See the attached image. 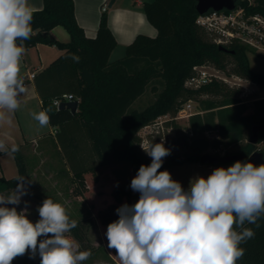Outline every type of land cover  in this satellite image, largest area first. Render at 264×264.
Masks as SVG:
<instances>
[{"label": "trees", "instance_id": "obj_1", "mask_svg": "<svg viewBox=\"0 0 264 264\" xmlns=\"http://www.w3.org/2000/svg\"><path fill=\"white\" fill-rule=\"evenodd\" d=\"M42 2L41 9L33 10V31L31 38L24 42L25 48L44 43L56 45L60 53L34 75L33 82L43 110L51 109L50 125L57 130V142L67 148L66 163L74 181L83 190L87 173L98 180L108 171L114 178L110 190L112 202L96 210V218L104 228L106 246L107 226L119 218L116 209L126 202L133 205L139 199L140 193L133 191L130 183L139 167L149 165L151 159L139 148L137 131L156 117L175 114L184 102L195 96L219 97L199 101L197 112L187 120L192 134L216 131L228 145H237L238 153L245 157L255 150L264 156V149L257 148L264 141V125L258 130L257 142L248 141L252 127L264 124V98L243 102L238 98L239 88L228 87L219 80L195 89L184 85L192 66L206 63L225 74H236L264 85V75L250 68L247 52L251 49L236 42L220 49L195 25L196 0L143 1V13L156 34H136L125 46L124 54L113 61L109 57L117 43L108 26L107 11H101L95 36L88 37L76 21L73 0ZM236 6L247 13L264 16V0H236ZM58 25L68 32V42L51 36L50 30ZM72 54L80 58L79 62L70 58ZM228 56L233 62L231 69H227ZM149 86L156 93L154 100L143 106L132 105ZM64 93L78 100L75 112L52 104L54 98ZM65 131L69 132L65 134L66 140L61 137ZM192 143L199 151L197 154L166 160L159 171L185 161H199L203 141L193 138ZM12 155L18 173L11 178L0 176V193L7 194L14 189L18 176L28 180L20 149ZM258 223V228L245 225L255 231V236L240 245L245 254L237 264H264V218ZM71 232L77 235L78 225ZM27 261L25 254L15 258L12 264Z\"/></svg>", "mask_w": 264, "mask_h": 264}, {"label": "clouds", "instance_id": "obj_2", "mask_svg": "<svg viewBox=\"0 0 264 264\" xmlns=\"http://www.w3.org/2000/svg\"><path fill=\"white\" fill-rule=\"evenodd\" d=\"M33 10L28 0H0V122L12 124L21 99L27 92L21 77L24 42L31 38ZM79 62V57H70ZM51 109L32 113L40 127L50 124ZM151 157L141 165L130 187L140 193L133 205L116 209L118 219L109 223L105 233L109 249H115L120 264H237L245 254L240 247L254 238L248 225L260 227L264 218V164L236 161L215 168L206 178L195 176L185 190L161 169L170 149L164 143L141 145ZM0 151L12 155L0 142ZM9 193H0V264H12L29 255L40 257V264H83L92 255L80 251L79 243L68 234L77 227L65 207L51 198L38 206L39 219L28 218V195L31 181L16 178ZM11 206V207H10Z\"/></svg>", "mask_w": 264, "mask_h": 264}, {"label": "rangeland", "instance_id": "obj_3", "mask_svg": "<svg viewBox=\"0 0 264 264\" xmlns=\"http://www.w3.org/2000/svg\"><path fill=\"white\" fill-rule=\"evenodd\" d=\"M109 1L110 0L104 3L107 7V13L112 10V8L108 6ZM120 1L121 0L118 2ZM122 1L126 2L127 0ZM130 1L131 0H128V2ZM204 34L207 39L211 41V37L205 32ZM117 54L118 51H113L109 60L113 61L121 57V54L119 56ZM247 57L251 67L264 75V58L253 51L247 52ZM226 62L227 69H231L233 64L232 58L229 56L226 57ZM206 65L209 72H214L213 69L216 67H214L213 64L206 63ZM223 74L222 72L219 73L221 76H223ZM224 75L229 76L228 74ZM249 82V80L244 79L240 81V86H233L239 88L238 98L247 103H251L256 96L264 94V85H258L257 90L253 92ZM226 85L231 87L229 84ZM150 86L132 105L135 107L143 106L154 100L156 93L150 89ZM160 88L161 86L159 89ZM205 98L218 99L219 97L201 95L191 98V103L193 106H196V110L199 108V101ZM173 116L174 114H168L163 122V130L158 129V133H156V130H152L149 139L151 143L163 142L164 146L170 149V155L165 157L164 161L176 157L183 158L197 154L199 151L192 143L193 138L203 141V149L199 153V157L206 153L213 155L238 153L237 145H228L225 140L218 137L215 132H210L208 135L205 133L191 135L187 127V120L185 118L174 120ZM65 134L67 136L69 132L65 131L62 133L61 137L64 138V140H66ZM75 135H78L77 132ZM56 138L55 135H50L46 132L45 143L42 145L39 152L26 160L25 166L28 180L31 181V183L28 185L29 194L22 198V202L18 206V211L25 208L23 201H28V218L32 222H36L39 219L37 208L42 204L45 198L48 197L55 202L61 203L65 207L70 219L77 221L78 225V234L74 235L70 232L68 235L79 243L80 251L88 250L92 253L90 258L84 261L83 264H120L118 257L115 255V251H112L106 246L104 228L96 218V210L103 208L113 200L110 196V190L114 180L113 176L108 171H105L98 180H94L91 174L87 173L85 175L86 188L82 190L74 181L72 171L66 163L67 157L65 156V149L67 148L62 147V144L58 143ZM257 148L264 149V144H257ZM233 163L212 166L202 164L199 161H185L181 164L172 165L164 170H168L171 173L172 179L179 181L183 188L187 190L189 181L193 177L204 176L206 178L215 168H227ZM132 178H134V176ZM77 190H81V193H78ZM126 203L131 205L129 202ZM27 256L28 261L26 264H40V257L38 254L35 259H30L29 255Z\"/></svg>", "mask_w": 264, "mask_h": 264}, {"label": "crops", "instance_id": "obj_4", "mask_svg": "<svg viewBox=\"0 0 264 264\" xmlns=\"http://www.w3.org/2000/svg\"><path fill=\"white\" fill-rule=\"evenodd\" d=\"M108 0H73L74 13L77 23L83 28L88 37L96 34L101 7ZM114 0L110 6L112 10L107 13L108 26L116 39V47L113 51H118V56L124 54L125 46L130 43L136 34L142 33L148 36L156 34L155 28L147 21L143 10V0ZM32 10L41 9L42 0H28ZM107 11V10H106ZM52 37L60 42H68L69 34L60 25L50 30ZM112 51V52H113ZM60 53L56 45L37 43L26 48L21 58V77L25 81L27 92L21 99L20 108L15 112L12 118V124L0 122V142H3L8 148L12 145H18L23 156L24 162L39 152L46 140V132L55 135L57 130L50 124L46 127H40L38 121L32 118V113H38L43 110L41 99L36 91L33 78L28 76L36 74L53 61ZM112 54V53H111ZM110 54V56H111ZM119 58V57H118ZM110 59V57H109ZM112 61V60H110ZM250 65V63H249ZM250 68L254 71L250 65ZM258 72V71H257ZM250 88L255 92L258 85L249 82ZM264 98L263 95L256 96L254 99ZM264 144V141L262 142ZM261 146V145H260ZM262 148V147H261ZM18 173L13 155L0 151V176L11 178Z\"/></svg>", "mask_w": 264, "mask_h": 264}, {"label": "built area", "instance_id": "obj_5", "mask_svg": "<svg viewBox=\"0 0 264 264\" xmlns=\"http://www.w3.org/2000/svg\"><path fill=\"white\" fill-rule=\"evenodd\" d=\"M106 4L102 5L101 11H106ZM195 25L211 37V41L218 45H226L236 42L247 46L257 55L264 58V16L260 14L247 13L243 8L235 6L232 10H213L209 9L204 13L197 14L194 19ZM214 72L207 70L206 64H199L192 66L191 74L186 78L184 85L188 88H198L205 85L212 80L223 81L231 87L234 85L240 86V81L244 78L236 74L224 75L223 72L217 68ZM222 72L223 76L219 75ZM35 74L31 73L28 77L33 78ZM74 100L73 95L64 93L61 96L54 98L52 104L58 106L61 101ZM196 108L192 105L191 100L182 104L180 109L174 114L173 119L179 120L181 118H188L195 114ZM168 114L156 117L153 121L143 125L137 131L139 137V148L145 153L141 145L147 147L151 142L149 141L152 130H163V122ZM216 131H205V134ZM192 135V132L190 131ZM146 154V153H145ZM147 157H149L146 154ZM151 159V157H149Z\"/></svg>", "mask_w": 264, "mask_h": 264}, {"label": "water", "instance_id": "obj_6", "mask_svg": "<svg viewBox=\"0 0 264 264\" xmlns=\"http://www.w3.org/2000/svg\"><path fill=\"white\" fill-rule=\"evenodd\" d=\"M114 0H110L108 6L110 7L113 4ZM236 6V0H196L195 9L197 13L201 14L206 12L209 9L213 10H232ZM220 49H225L223 45H219ZM78 100H65L61 101L57 108H68L71 112H75L77 109ZM264 124H257L252 127V134L250 135L248 141L251 143L257 142V133L258 130ZM236 161L252 162L256 166L264 164V156L260 150H255L245 157L242 153H233L225 155H213V154H202L199 157V162L202 164H208L216 166L218 164L224 163H233Z\"/></svg>", "mask_w": 264, "mask_h": 264}]
</instances>
